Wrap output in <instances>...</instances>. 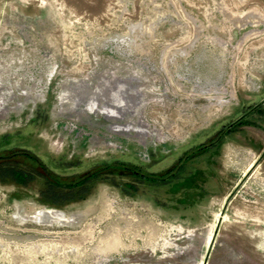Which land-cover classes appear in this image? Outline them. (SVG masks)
<instances>
[{"label": "rangeland", "instance_id": "rangeland-1", "mask_svg": "<svg viewBox=\"0 0 264 264\" xmlns=\"http://www.w3.org/2000/svg\"><path fill=\"white\" fill-rule=\"evenodd\" d=\"M0 156V264H264V0H0Z\"/></svg>", "mask_w": 264, "mask_h": 264}, {"label": "flooded vegetation", "instance_id": "flooded-vegetation-1", "mask_svg": "<svg viewBox=\"0 0 264 264\" xmlns=\"http://www.w3.org/2000/svg\"><path fill=\"white\" fill-rule=\"evenodd\" d=\"M238 123H240V119L239 118H237L236 121L231 122L230 124H228V126H226V127L224 126V127L220 128V129H218V131L216 132L214 138H212L210 140L208 139V142H202V143L196 145V147L191 152H189L187 154V156H184V154H183V156L180 157V158H188V157H192V156L200 153L207 146H209L212 143H214L215 141L219 140L221 135H223L224 132L228 131L233 124L236 125ZM22 155L26 156V157H23V158H31L30 156H28V154L24 153ZM11 156L15 157V154H13ZM5 157L6 156H0V161L6 160L7 158H5ZM122 163L123 162H117V161L110 162V163H105L104 166H106V167L104 168V170H106V173H104V174L107 175V174H110V173H117V172L126 173V172H128V169ZM141 170H140V173L144 175L145 174L144 171H141ZM146 174H154V173L149 172V173H146ZM169 174H171L170 171L168 173H166L165 175H163L161 177H157L156 179L153 178L152 180H164L166 178V176H168ZM142 178H144V177H142ZM148 179H150V178H148Z\"/></svg>", "mask_w": 264, "mask_h": 264}, {"label": "trees", "instance_id": "trees-1", "mask_svg": "<svg viewBox=\"0 0 264 264\" xmlns=\"http://www.w3.org/2000/svg\"><path fill=\"white\" fill-rule=\"evenodd\" d=\"M203 151V150H202ZM28 156H30L31 157V159L32 160H34L35 159V157L34 156H32V155H28ZM35 161V160H34ZM36 163L39 165V163L36 161ZM127 169H128V172H126V174H132V175H139L140 177H144V178H150V179H156L157 177H161L162 175L160 174L159 176H157L156 174H146L145 172V174L143 175V174H141L140 173V169L138 168V167H136V166H134V165H127V164H124V163H122ZM41 165V164H40ZM106 166H102V167H100V168H98V169H95V170H91V171H88V172H86L84 175H82L81 177H79V178H77V180H74V181H72V182H67V183H62L59 179H57V178H55V177H50V176H44L45 178H47V179H49V180H52L54 183H57V184H62V185H64V186H66V187H74V186H79V185H83V181L85 182L86 180H88V179H90L91 177H95L97 174H102V173H106V170H104V168H105ZM42 169H44V167H42ZM44 171H46V170H44ZM167 172V171H166ZM166 172H164V174L163 175H165V173ZM20 174H22L21 172H14L12 169H11V177L14 179V180H16V181H18V182H20V180H21V182H22V179H19V175ZM45 174H50V173H48L47 171L44 173V175ZM22 176H24L23 174H22Z\"/></svg>", "mask_w": 264, "mask_h": 264}, {"label": "crops", "instance_id": "crops-1", "mask_svg": "<svg viewBox=\"0 0 264 264\" xmlns=\"http://www.w3.org/2000/svg\"><path fill=\"white\" fill-rule=\"evenodd\" d=\"M188 62H190V61L188 60ZM179 67L180 68L176 72L177 75H175L177 80L184 81L186 79H190L191 82L193 81L192 82L193 84L197 83V84L202 85V86L205 85V84L206 85H208V84H213V85H217L218 84V85H220L221 84V82H220L221 80L218 79V77H217V75L219 77L222 75L221 74V72H222L221 69H219V71H218L219 73L216 75V77H214V78L213 77L212 78L211 77L206 78V77H203V76H201L199 74H194L193 75V69L191 68L192 66L189 65V63H187L186 61L184 63H182V65L179 66ZM213 91H214V95H215L216 94V90H213ZM196 92L197 93H201L203 96L205 95V98H207L208 92H203L202 87L199 90H196ZM220 105L223 106V103H220L219 106ZM230 147H231V145H230ZM230 147L228 149V155H230L231 157L230 156L226 157L224 155V158H237V160H238V158L240 156L239 153L236 150L233 149L234 146H232L231 148ZM235 154L239 155V156H235ZM228 161H230V160H228Z\"/></svg>", "mask_w": 264, "mask_h": 264}, {"label": "bare ground", "instance_id": "bare-ground-1", "mask_svg": "<svg viewBox=\"0 0 264 264\" xmlns=\"http://www.w3.org/2000/svg\"><path fill=\"white\" fill-rule=\"evenodd\" d=\"M141 136H142V134H141ZM20 216H21V214H20ZM20 216H18V217L20 219H23V220H25V219H34L35 221H44L45 220V221H49V222L55 223V224H59L61 222H64L65 219H67V220H71V218L74 219V216L73 215H71L69 217V216H66L65 214L62 215V214H57V213H52V214H50V216H47L46 217L45 214L43 215L42 212H40V211H38V212L36 211L32 215L30 214L29 216H26V217H20ZM120 244H121V242H120ZM120 244L119 243L117 244L115 242L109 243L108 246L106 245L107 248L104 247V249L102 250V252L103 253H107V252H110V251H116V252H118L119 248L122 247V245H120Z\"/></svg>", "mask_w": 264, "mask_h": 264}, {"label": "water", "instance_id": "water-1", "mask_svg": "<svg viewBox=\"0 0 264 264\" xmlns=\"http://www.w3.org/2000/svg\"><path fill=\"white\" fill-rule=\"evenodd\" d=\"M35 211H40L42 212V214L47 217V216H50V214L52 213H57V214H64L61 210L59 209H55V208H45V207H40V208H36L34 209ZM67 216H70V215H67ZM74 216V219L71 218V220H67L65 219L64 222H61L59 223L58 225H72V224H75L77 223V221L79 220V216L77 214H73ZM25 221H30V222H33L35 224H39V225H52V224H55V223H51L49 221H35L34 219H25Z\"/></svg>", "mask_w": 264, "mask_h": 264}, {"label": "built area", "instance_id": "built-area-1", "mask_svg": "<svg viewBox=\"0 0 264 264\" xmlns=\"http://www.w3.org/2000/svg\"><path fill=\"white\" fill-rule=\"evenodd\" d=\"M184 50H185V49H184ZM184 56H185V57L188 56V53H187L186 55H184ZM185 57H184V58H185ZM183 61H184V60H183ZM183 61H182V62H183ZM172 62H173V61H172Z\"/></svg>", "mask_w": 264, "mask_h": 264}]
</instances>
